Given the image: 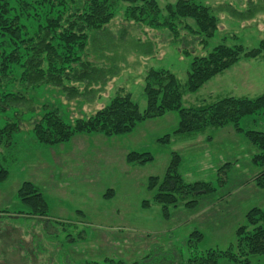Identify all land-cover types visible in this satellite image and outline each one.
Wrapping results in <instances>:
<instances>
[{
	"label": "rangeland",
	"instance_id": "1",
	"mask_svg": "<svg viewBox=\"0 0 264 264\" xmlns=\"http://www.w3.org/2000/svg\"><path fill=\"white\" fill-rule=\"evenodd\" d=\"M154 1L165 15V6L177 0ZM187 1L208 7L217 20L216 31L205 42L202 35L185 31L175 40L166 28L135 22L126 17V4L121 3L104 31L90 35L82 53V60L96 70L88 82L74 76L64 79L62 86L31 87L16 70L0 88L22 97L0 115V129L12 123L17 127L10 141L0 145V163L7 171L0 184V264H108L109 259L186 264L191 251H226L235 246L236 230L245 225L246 213L264 205V190L248 188L258 173L251 162L256 149L231 124L197 135H176L180 117L170 111L137 123L126 134H79L54 146L37 142L32 131L44 109L56 111L65 125L73 127L117 95L129 94L143 111L149 70H167L175 76L185 109L264 93V53L257 60H239L195 93L185 91L194 57L206 56L218 45L241 46L245 51L258 47L264 40V0ZM186 22L196 28L192 21ZM239 127L264 132V109L241 118ZM131 153H148L151 161L129 163ZM174 153L180 158L177 172L185 184L209 183L217 190L200 196L193 210L180 205L170 209L167 218L152 200ZM224 164L228 167L222 169ZM224 176L226 184L220 187ZM151 179H157L153 188ZM244 182L248 185L239 191L237 186ZM23 183L42 193L47 217L19 214L28 211L16 196ZM206 199L218 206L202 214ZM194 231L202 237L191 249L187 240ZM248 260L264 264V254Z\"/></svg>",
	"mask_w": 264,
	"mask_h": 264
},
{
	"label": "trees",
	"instance_id": "2",
	"mask_svg": "<svg viewBox=\"0 0 264 264\" xmlns=\"http://www.w3.org/2000/svg\"><path fill=\"white\" fill-rule=\"evenodd\" d=\"M121 3L126 4V17L156 28H166L175 40L182 37L180 31H185L202 35L201 42H205L217 28V20L210 14L208 7L187 0L166 5L165 15H162V10L154 0H0V38L5 39L0 41V88L7 84L16 70L21 71V79L33 85L31 87L42 84L62 86L64 79L74 76L82 82H88L90 74L96 70L82 60V53L86 50L90 35L104 31ZM188 20L193 22L195 29L189 26ZM4 44L7 48L3 47ZM262 53L264 40L250 51H245L241 46L218 45L206 56L192 59L185 91L195 93L239 60L255 59ZM181 89L175 76L167 70H149L144 79L143 111L139 110L129 94L117 95L86 120L76 121L73 127L65 125L56 111L44 109L32 131L37 142L54 146L68 142L79 134H100L105 137L126 134L137 123L170 111H177L180 117L176 135H197L207 128H222L231 124L234 131L243 134L256 149L251 159L258 170L254 184L264 190V132L245 131L239 127L241 118L264 109V93L254 99L226 97L203 107L185 109L181 107ZM18 98L22 99L7 88L0 90V115L10 110ZM16 129L13 123L0 129V145L8 143ZM165 140L161 139V142ZM149 161L151 156L148 153H131L127 156L129 163L144 164ZM179 161V156L172 154L171 163L152 200L167 218L170 209L175 210L180 205L193 210L200 196L214 194L217 190V186L209 183L185 184L177 172ZM227 167L228 164H224L222 169ZM6 178L7 171L0 163V184ZM225 179L226 176L224 180L221 178L220 187L226 184ZM156 182L157 179H151L149 188L155 187ZM16 196L28 209L19 214L47 217L45 199L35 186L23 183ZM147 205L148 202L143 203L144 207ZM201 237L197 231L191 233L187 240L188 246L195 248V243ZM191 253L186 264H219L222 261L250 264L249 256L264 254V205L253 207L246 213L245 225L236 230L234 247L226 251L211 249ZM106 262L126 264L110 259Z\"/></svg>",
	"mask_w": 264,
	"mask_h": 264
},
{
	"label": "crops",
	"instance_id": "3",
	"mask_svg": "<svg viewBox=\"0 0 264 264\" xmlns=\"http://www.w3.org/2000/svg\"><path fill=\"white\" fill-rule=\"evenodd\" d=\"M258 58V57H257ZM257 58H255L254 60H257ZM253 60V61H254ZM245 183V182H244ZM244 183H241V184H239L238 186H237V188L239 189V191L241 190V189H244V188H246L245 186H247L248 184L247 183H245V185H244ZM244 187V188H243ZM256 188V189H258L256 186H255V184L254 183H251V185H248V188ZM238 189H236L237 191H238ZM203 198H205V196L203 197ZM204 200V199H203ZM205 201H208V205H206V203L205 204H203L202 205V207H201V209L199 210V212L201 211V213L202 214H205V213H208V212H210V210L212 209V208H214V207H217L218 206V204H216V202H210L211 200H205ZM216 201V200H215ZM154 203V202H153ZM152 204V203H151ZM154 204H156V203H154ZM157 205V204H156ZM206 205V206H205ZM160 207V206H159ZM176 210V209H175ZM198 211V209L195 211V213ZM199 212H198V214H199Z\"/></svg>",
	"mask_w": 264,
	"mask_h": 264
}]
</instances>
